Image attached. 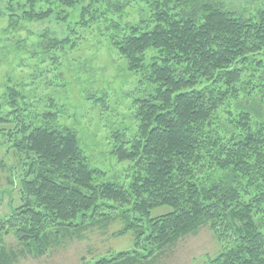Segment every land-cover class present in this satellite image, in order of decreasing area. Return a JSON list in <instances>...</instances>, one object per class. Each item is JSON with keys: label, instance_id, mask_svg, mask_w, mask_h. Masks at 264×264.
<instances>
[{"label": "trees", "instance_id": "obj_1", "mask_svg": "<svg viewBox=\"0 0 264 264\" xmlns=\"http://www.w3.org/2000/svg\"><path fill=\"white\" fill-rule=\"evenodd\" d=\"M142 1L152 10L149 21L110 38L127 70L156 86L135 101V135L113 138L112 154L133 163V181L128 188L96 183L99 170L90 166L77 132L55 126L57 112L43 114L40 126L16 117L20 124L8 137L24 171L19 205L0 216V264H9L4 237L10 233L26 254L41 257L57 243L54 228H82L89 218L88 227L128 213L134 223L118 235L132 232L134 248L96 264H138L202 227L223 246L206 264H264V2L247 17L210 0ZM78 5L72 27L67 11ZM107 10L100 0H26L6 11L12 29L58 14L75 36ZM43 42L47 51L77 45L71 37ZM20 99L17 89L8 90L13 111L0 108V125L11 123ZM162 206L172 211L151 217ZM102 208L120 214L104 215Z\"/></svg>", "mask_w": 264, "mask_h": 264}, {"label": "rangeland", "instance_id": "obj_2", "mask_svg": "<svg viewBox=\"0 0 264 264\" xmlns=\"http://www.w3.org/2000/svg\"><path fill=\"white\" fill-rule=\"evenodd\" d=\"M107 11H100L97 20L70 36L68 26L58 14L40 23L22 22L10 28L7 7L16 8L26 0H0V108L6 115L13 111L7 106L9 89H17L22 98L18 102L10 124L0 125V216L7 217L12 207L19 205V189L24 168L20 158L11 149L9 132L26 122L35 126L44 124L42 115L57 112L56 127H67L78 134L79 145L90 166L100 174L96 183H115L129 187L135 176L133 163L121 162L113 154V140L117 133L131 139L137 130L135 101L155 92L156 86L141 82V75L129 72L126 62L111 45L110 38L121 33L124 26L148 22L150 6L142 0H100ZM222 3L235 13L251 17L257 13L263 0H210ZM82 6L67 11L66 22L80 18ZM117 9V10H116ZM58 12L61 9H57ZM116 24L120 28H116ZM144 25V24H143ZM76 29V28H74ZM51 38L61 41L71 37L75 48L46 50L43 41ZM48 44V43H46ZM45 48V49H44ZM63 49V48H62ZM257 101L259 97L257 96ZM56 107L50 108L51 104ZM26 105V106H25ZM25 108V110L20 112ZM112 204V203H109ZM114 205V204H112ZM172 211L162 206L151 212L158 217ZM101 213L114 217L119 210L102 208ZM97 225L89 218L82 228H54V240L44 256L28 255L13 233L4 237L9 264H96L115 253L131 251L135 246L132 232L121 235L134 223L132 213L107 219ZM53 235V234H52ZM223 251L208 227L184 237L162 254L142 259L138 264H206ZM144 254H147L146 252Z\"/></svg>", "mask_w": 264, "mask_h": 264}]
</instances>
